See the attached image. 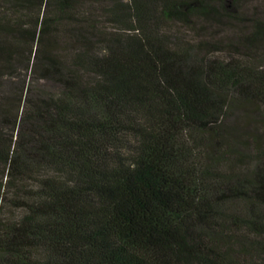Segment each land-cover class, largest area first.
I'll use <instances>...</instances> for the list:
<instances>
[{
    "label": "trees",
    "instance_id": "trees-1",
    "mask_svg": "<svg viewBox=\"0 0 264 264\" xmlns=\"http://www.w3.org/2000/svg\"><path fill=\"white\" fill-rule=\"evenodd\" d=\"M0 264H264V0H0Z\"/></svg>",
    "mask_w": 264,
    "mask_h": 264
}]
</instances>
